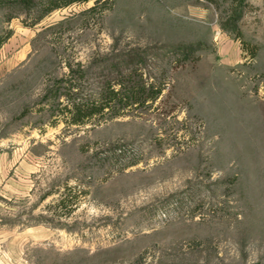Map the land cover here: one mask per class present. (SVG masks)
<instances>
[{
  "label": "rangeland",
  "instance_id": "rangeland-1",
  "mask_svg": "<svg viewBox=\"0 0 264 264\" xmlns=\"http://www.w3.org/2000/svg\"><path fill=\"white\" fill-rule=\"evenodd\" d=\"M64 1L0 0V264H264V0Z\"/></svg>",
  "mask_w": 264,
  "mask_h": 264
},
{
  "label": "trees",
  "instance_id": "trees-1",
  "mask_svg": "<svg viewBox=\"0 0 264 264\" xmlns=\"http://www.w3.org/2000/svg\"><path fill=\"white\" fill-rule=\"evenodd\" d=\"M74 1L75 0H66L63 3L53 4L48 10L51 11L56 7L68 5ZM245 3L246 0H238L237 5H235V8L228 17L229 21L236 22L240 19ZM176 47L183 52V57L181 59L183 61L188 60L197 49L196 45H179ZM171 49L173 50L174 47H167L165 53L167 54ZM134 61V56L123 59V61L121 60L116 66H121L123 62L126 67H130L128 72H124L121 69L116 77L110 75L106 84L101 86L98 90L99 95L97 99L86 106L83 105V102L76 99L79 89L74 91V86L71 84L64 94L68 99L65 108L70 114L72 122L84 123L86 118H91L106 110H114L115 114L118 115L121 114L122 108L126 106L136 103H145L149 99H157L163 91L162 87L155 88L154 83H147V80L143 79L142 74L136 73V69L133 67ZM255 264L263 263L257 262Z\"/></svg>",
  "mask_w": 264,
  "mask_h": 264
}]
</instances>
